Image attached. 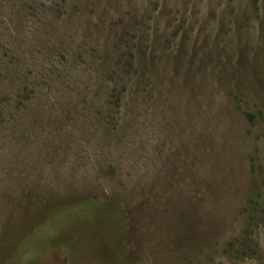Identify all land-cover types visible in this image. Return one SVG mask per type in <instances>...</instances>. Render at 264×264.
Listing matches in <instances>:
<instances>
[{"label": "rangeland", "instance_id": "rangeland-1", "mask_svg": "<svg viewBox=\"0 0 264 264\" xmlns=\"http://www.w3.org/2000/svg\"><path fill=\"white\" fill-rule=\"evenodd\" d=\"M90 196L74 264H264V0H0V264Z\"/></svg>", "mask_w": 264, "mask_h": 264}, {"label": "trees", "instance_id": "trees-1", "mask_svg": "<svg viewBox=\"0 0 264 264\" xmlns=\"http://www.w3.org/2000/svg\"><path fill=\"white\" fill-rule=\"evenodd\" d=\"M257 1L258 0H254V2ZM127 68L134 70V76H138L141 73V65H138L134 53L130 54V59L127 62ZM124 75L125 74H123L121 67H118L117 70L114 71L110 76V78H113V81L116 84V88L112 89V99L114 100L115 105H119V107H121V104H123L126 98L125 93L130 87H132V84L125 82L124 78L126 76ZM122 84L124 85L121 90ZM246 117L250 122H253L256 119V117L250 113H247ZM260 199L262 200L261 197ZM72 206L73 207L67 208L65 210L59 221H52L47 224H39V226L35 228L36 237H33L34 239L31 238V235L29 238H26L28 241V246L23 252L24 259L26 261H35L38 264H47L48 262H52V264L77 263L75 257L77 250L76 247L79 246V244L83 245L81 240L75 235V232H79L78 229L81 228L79 225L92 226L99 219L98 217L103 216L106 214V212L111 213L113 209H117L118 213L122 215V221L125 222L126 227L130 232L127 215L123 211V208L119 205L103 202L98 198V196H90L81 201L79 205ZM262 209L263 213L261 217L264 220V203ZM247 219L248 221L254 220L253 216H248ZM56 225L61 226V229L54 228ZM250 228L251 226L247 225V230H250ZM41 230H43V233H41ZM42 237L43 239H41ZM40 245L43 246L41 247ZM124 245L129 253L128 241L124 243ZM234 247L235 244H232V248ZM30 248L32 251H30ZM242 251V255H246V252L249 251V247L247 248L244 245Z\"/></svg>", "mask_w": 264, "mask_h": 264}]
</instances>
